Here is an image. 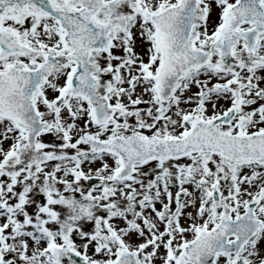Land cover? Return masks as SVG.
Instances as JSON below:
<instances>
[{"label": "snow or ice", "instance_id": "6c2138e0", "mask_svg": "<svg viewBox=\"0 0 264 264\" xmlns=\"http://www.w3.org/2000/svg\"><path fill=\"white\" fill-rule=\"evenodd\" d=\"M0 264H264V0H0Z\"/></svg>", "mask_w": 264, "mask_h": 264}]
</instances>
